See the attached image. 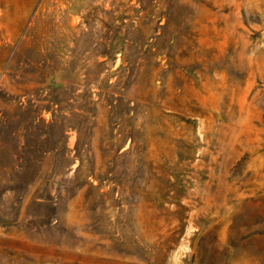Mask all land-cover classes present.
<instances>
[{
  "label": "rangeland",
  "instance_id": "obj_1",
  "mask_svg": "<svg viewBox=\"0 0 264 264\" xmlns=\"http://www.w3.org/2000/svg\"><path fill=\"white\" fill-rule=\"evenodd\" d=\"M0 264H264V0H0Z\"/></svg>",
  "mask_w": 264,
  "mask_h": 264
}]
</instances>
